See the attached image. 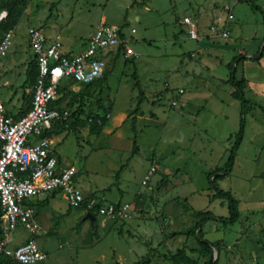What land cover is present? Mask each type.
Wrapping results in <instances>:
<instances>
[{"label": "rangeland", "instance_id": "1", "mask_svg": "<svg viewBox=\"0 0 264 264\" xmlns=\"http://www.w3.org/2000/svg\"><path fill=\"white\" fill-rule=\"evenodd\" d=\"M12 1L0 0V41L5 25L14 32L0 79L14 67L11 78L31 81L30 30L73 53L100 23L122 28L128 38L127 50L103 57L105 78L92 87L62 81L58 105L68 117L54 122L48 136L75 171L83 197L128 209L91 223L60 195L35 203L39 229L32 238L47 252L42 264H264L262 15L242 0H28L21 14L10 16ZM251 1L264 11V0ZM224 5L234 7L231 23ZM182 18L194 26L195 39ZM8 58L16 59L9 68ZM231 63L248 104L243 138L225 174L241 108L228 83ZM211 182L237 201L235 224L215 220L228 209ZM194 233L217 249L202 254Z\"/></svg>", "mask_w": 264, "mask_h": 264}, {"label": "built area", "instance_id": "2", "mask_svg": "<svg viewBox=\"0 0 264 264\" xmlns=\"http://www.w3.org/2000/svg\"><path fill=\"white\" fill-rule=\"evenodd\" d=\"M222 9L227 22L233 20V5H224ZM183 21L190 25L188 34L195 39L194 26L186 18ZM222 35L227 37L228 32ZM13 36L12 29L3 34L0 60L7 55ZM127 40L121 28L100 23L81 50L73 53L63 50L59 40L51 39L42 31H29L27 46L37 69L29 109L22 116L12 117L0 99V258L17 264H42L47 259V254L32 238L39 229L32 201L60 194L67 207L78 208L83 203L84 197L75 185V171L60 166L44 133L51 130L54 122L68 117L67 111L56 105L59 91L63 89L60 88L62 81L85 86L100 79L106 65L103 57L112 49L127 50ZM180 95L181 92L176 97ZM154 172L153 167L149 175ZM86 205L88 210L96 207L99 216L107 217L122 216L128 209L127 205H98L94 199ZM19 229L28 238L16 244L14 235Z\"/></svg>", "mask_w": 264, "mask_h": 264}, {"label": "trees", "instance_id": "3", "mask_svg": "<svg viewBox=\"0 0 264 264\" xmlns=\"http://www.w3.org/2000/svg\"><path fill=\"white\" fill-rule=\"evenodd\" d=\"M27 1L28 0H13L12 3H11V5H10V7L8 8L9 15L10 16H14V15L21 14L25 10V8H26ZM241 2L247 3L250 6L251 10H254V11L259 12L262 15V17H263V22H264V11H263V9H261L258 6H256L255 3L253 1H251V0H242ZM8 30H11L10 26L9 25H5L4 26L3 33H6ZM122 37H123V35H122ZM263 39H264V36H263ZM121 50H123V47H119L118 51H121ZM252 60H255V59H252ZM232 65H233L232 63L228 65V70H229V80H228V83H230V85L235 90V92H236V94L238 96V99L241 102V108H240L239 131H238V133L235 136L234 145H233V147H232V149L230 151V154H229L227 163L225 164V166L222 169V171L225 174H227L231 170L232 165L234 163L236 149L240 145V143L242 141V138H243V132H244V128H245V113H246L245 107L248 104V100L245 99V96H244V93H243L244 83L242 81H237L235 79V71H234V68H233ZM31 68H32L31 71L32 72H35V74L33 76V79L34 80L32 79V82L34 83L35 78H36V70H37L34 63L31 65ZM104 74H105V71H104V73H103V75H102V77L100 79L94 81L93 83H91L89 85L82 86L83 89L90 88L94 84H96L97 81H99L101 79H104L105 78V75ZM56 105L59 106L58 105V100L56 101ZM261 110L264 112V109L263 108ZM102 114H104V113L101 112L99 114V116H101ZM48 134H49V131H47V132L44 133V135H46V136H49ZM219 171L220 170L218 169L213 175H215ZM117 178H118V175L115 176V180H117ZM217 178L218 179L221 178L220 175H218ZM211 186L215 190L216 196L218 198L227 201V209H228V216L227 217H219V218H216L215 220L218 221V222L224 223L225 225H233V224H235L238 221V219H239V211H238L237 201L233 198V196L229 192L222 191V190L217 189L215 187V185H214V182H211ZM89 200H91V199H89L88 197L84 196L83 203L78 208L84 209L85 214H88L89 213L95 219L96 216L98 215L97 209H96V207H94L93 209H90V210L87 209V205L86 204L88 203ZM96 201H97V204L98 205H101V203L98 200H96ZM35 203H37V202H35ZM35 203L32 201V207H33V205ZM113 205H115V206L118 207L119 206V203L113 204ZM70 208H72V207H70ZM75 209H77V208H75ZM1 214H2V212H1V207H0V238H1V235H2V229H1ZM204 220L205 219H202V222ZM202 222H199L197 224V228L198 229L201 228V223ZM194 238H195L198 246L200 247V252L202 254H212L213 253V248L217 249V245H212L210 242H208L206 240H203L199 236L198 233H194ZM11 262H13V261H11L8 258H4V257L3 258H0V264H11ZM13 263H15V262H13ZM15 264H17V263H15ZM209 264H215V263L211 260Z\"/></svg>", "mask_w": 264, "mask_h": 264}, {"label": "crops", "instance_id": "4", "mask_svg": "<svg viewBox=\"0 0 264 264\" xmlns=\"http://www.w3.org/2000/svg\"><path fill=\"white\" fill-rule=\"evenodd\" d=\"M195 1V0H194ZM196 1H199L200 3H203L204 0H196ZM200 3H197L196 6L200 7ZM196 4V2H195ZM211 5V2L210 3H206L204 5V10L205 11H208L209 10V6ZM222 7V6H221ZM234 9V8H233ZM234 11V10H233ZM233 13V12H232ZM194 16V14H193ZM211 17L212 16V13L209 14L206 13L204 15V17L202 16V20L203 22H207V18L208 17ZM185 17H189V16H185ZM234 16H233V20H234ZM183 19V18H182ZM181 19V21H182ZM191 19H194V18H191ZM232 20V21H233ZM180 21V23H181ZM231 23V22H230ZM229 24V23H227ZM198 26V25H197ZM199 27V26H198ZM92 35V32L89 36V38L91 37ZM88 38V39H89ZM79 49V46L77 48V50ZM81 49H79L78 51H80ZM66 51V50H65ZM67 52V51H66ZM30 53V62L28 64H33V60H32V54L31 52L29 51ZM5 61H8L6 63V67L9 68V67H12L13 64H14V61H16V59L14 58H8L7 60ZM3 67V66H2ZM29 66H26L24 68L25 70V74L27 73V68ZM11 71L8 73L9 75L3 77L0 79V89H1V95H0V99L2 100V102L4 103V106H5V109H6V112L11 115L12 117H19V116H22L23 114L26 113V111L29 109V106H30V101H31V90H32V77L34 76L35 72H32L31 71V81L29 82L30 85V88L26 87V85H29L28 83H25V77H24V80L22 78H16V79H13L11 77H13V73L12 70H14V67L12 69H10ZM9 71V70H8ZM34 80V79H33ZM14 82H17L14 83ZM14 84V85H13ZM24 98H28V100H25ZM49 135V134H48ZM54 141H56V136L54 137ZM61 138L59 137L58 140H60ZM31 142L35 143L36 142V139H30ZM52 149V148H51ZM52 152L53 154L56 156L57 160H58V163L60 164V166H63V167H66L64 166V163L63 161L61 160L60 156H57L56 155V152H55V148L53 147L52 149ZM60 194H52L51 196L48 195L46 196L45 198L43 197L41 200H34V203L37 202V203H43L44 201L46 200H49L51 197H55V198H58ZM62 196V195H60ZM63 197V196H62ZM22 233V232H21ZM19 238V237H18ZM27 234L25 233H22V236L20 237V240H16L14 239L15 243L16 244H20L22 243L23 241H25L27 239ZM46 254L47 252L44 251Z\"/></svg>", "mask_w": 264, "mask_h": 264}, {"label": "water", "instance_id": "5", "mask_svg": "<svg viewBox=\"0 0 264 264\" xmlns=\"http://www.w3.org/2000/svg\"><path fill=\"white\" fill-rule=\"evenodd\" d=\"M86 219L90 220L91 223L94 221V217L89 213L86 214Z\"/></svg>", "mask_w": 264, "mask_h": 264}]
</instances>
